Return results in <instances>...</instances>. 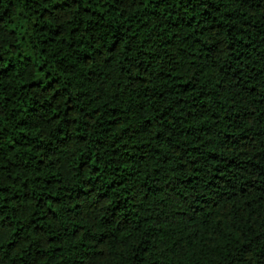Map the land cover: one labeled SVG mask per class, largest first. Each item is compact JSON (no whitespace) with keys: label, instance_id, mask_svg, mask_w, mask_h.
Instances as JSON below:
<instances>
[{"label":"trees","instance_id":"trees-1","mask_svg":"<svg viewBox=\"0 0 264 264\" xmlns=\"http://www.w3.org/2000/svg\"><path fill=\"white\" fill-rule=\"evenodd\" d=\"M0 264H264V0H0Z\"/></svg>","mask_w":264,"mask_h":264}]
</instances>
